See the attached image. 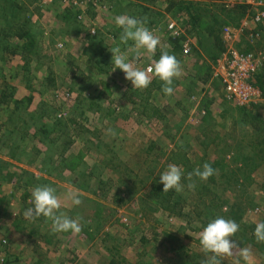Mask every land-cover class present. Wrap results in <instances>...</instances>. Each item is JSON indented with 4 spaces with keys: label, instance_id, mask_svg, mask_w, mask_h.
Wrapping results in <instances>:
<instances>
[{
    "label": "rangeland",
    "instance_id": "obj_1",
    "mask_svg": "<svg viewBox=\"0 0 264 264\" xmlns=\"http://www.w3.org/2000/svg\"><path fill=\"white\" fill-rule=\"evenodd\" d=\"M80 1L93 13H86L87 3ZM176 1L183 2L184 12L172 4ZM253 2L254 15L218 28L225 51L258 57L257 74L264 68V17L257 21L255 16L264 14V0ZM235 3L0 0V98L4 88L13 92L0 101V264L8 259L17 264H201L206 255L199 233L216 217L237 222L240 229L232 239L251 248V264H264L263 251L245 240L247 225L264 219V164L259 176L243 182L242 191L229 187L246 180L235 171L241 165L237 156L245 155L242 149L257 153L262 147L256 139L264 132L263 92L254 85L255 74L248 84L261 94L244 106L229 100L222 83L223 55L211 59L209 36L200 45L203 24L213 16L223 21L221 6L231 9ZM193 5L203 17L200 30L193 23ZM69 10L86 17L67 23ZM121 14L147 18L146 26L160 39L155 54H145L137 67L158 60L162 49L180 61L173 95L157 89L144 93L120 69L113 71L109 49L126 51L132 45L120 43L122 29L114 17ZM21 27L35 42L31 51L22 49L30 39L14 36ZM225 28L234 29V42L225 38ZM170 39H182V47H188L173 53ZM205 73L210 78L204 84ZM151 107L164 120L152 117ZM170 163L184 170L182 193L163 192L159 178ZM205 163L216 166L215 174L206 181L194 177L196 187L189 190L187 173ZM152 184L155 190L149 191ZM39 185L55 188L60 211L81 218L79 234L54 232L43 216L24 218L32 206L31 190ZM72 190L80 193L78 206L64 198ZM162 199L179 203L183 217L166 211ZM235 259L225 257L222 264Z\"/></svg>",
    "mask_w": 264,
    "mask_h": 264
},
{
    "label": "clouds",
    "instance_id": "obj_2",
    "mask_svg": "<svg viewBox=\"0 0 264 264\" xmlns=\"http://www.w3.org/2000/svg\"><path fill=\"white\" fill-rule=\"evenodd\" d=\"M115 25L122 29L120 34V43L132 45L126 51H122L120 46L109 49L112 53L113 71L117 68L125 74V79L130 81L133 88L143 90L149 87L152 79L158 78L163 82L162 91L165 95L174 94L173 81L179 78L182 73L180 61L175 55L169 54L167 50L162 49L158 60L142 69L137 67V62L145 54L152 56L160 45V39L154 35L147 26V18H136L127 14L116 15L114 17ZM131 55V58H130ZM107 79V78H106ZM107 134L115 137L116 133L112 129L107 130ZM208 163L187 173L186 179L189 181L187 188L193 190L196 187L195 179L206 181L215 174ZM184 178V170L176 164H168L165 171L162 172L159 182L163 184V192L175 190L176 193H182L185 185L181 182ZM78 190H72L65 194V199L72 205L78 206L82 203L79 198ZM31 207L24 210L25 219L34 220L41 216L52 222L54 232H71L79 234L82 226L79 217L73 219L65 212L60 211L62 202L57 195L56 189L48 185L35 186L31 190ZM240 225L232 219L216 217L211 220L199 233V242L206 259L201 264H222L225 257H236L234 264H240L241 259L245 264H251L252 250L250 247H241L232 237L239 231ZM254 236L257 242H264V222L255 224Z\"/></svg>",
    "mask_w": 264,
    "mask_h": 264
},
{
    "label": "trees",
    "instance_id": "obj_3",
    "mask_svg": "<svg viewBox=\"0 0 264 264\" xmlns=\"http://www.w3.org/2000/svg\"><path fill=\"white\" fill-rule=\"evenodd\" d=\"M172 4L174 6L179 7L180 10L183 12L186 10V7H184L183 2H181V1L172 2ZM85 6H87V12L86 13H91L92 11H90L91 9H89V8H92V6L89 3H87ZM225 6L226 5L223 4L220 8L221 15L225 16L223 18V21L221 20L220 17H217V16L211 17L210 21L207 20L203 24V29L201 30L202 34L200 33L201 37H202L200 45L201 44L203 45V42L206 41L204 35L209 36V38L214 41L213 42L214 43V50L212 52V55L210 56L212 60L218 59L223 53H225V46H224V42L222 40V31L218 27L226 21L228 23H232V24L237 25L238 23H240L243 20V18L246 15H249V14L254 15V11L252 10V8H253L252 6L242 4L240 2H237V3L233 4L232 6H230V7H232L231 9H226ZM193 8L196 10V16L193 20V23L195 24L196 27H198V30H200L199 27H200V25H202V18L203 17L199 15V10H198V8H196V6L193 5ZM168 9H170V8H168ZM147 10L148 9L144 8L143 13L145 15L148 12ZM249 10H251V11H249ZM69 11H71L70 12L71 14H69L70 16H66V19H65L67 23H69L72 20V17H73V19L77 18V15H79V13H80V11H77V12H73L72 10H69ZM74 20H76V19H74ZM21 29L22 30H19L20 31L19 33L15 32L16 34H14V36L20 41L24 40L25 38L30 39L29 32L23 30L24 28H22V27H21ZM10 32H12V30H10ZM11 35L13 36V34H11ZM7 37L8 36L6 35L5 38H7ZM170 40L172 43L173 53L183 51L182 44H180L182 39H170ZM204 45H205V42H204ZM34 47H35L34 40L30 39L29 41H27L22 46V49L25 52H27L29 50L31 51L32 48H34ZM11 52H13V51H11ZM209 78H210V74L205 73V75L202 78V80L204 81V84L209 81ZM253 82H254V85L256 87H258L263 92V96H264V68H263L262 72H258L256 74ZM162 86H163V82L160 81L158 78L154 77L152 79V83L149 85L148 88L145 89L144 93H146V92L148 93V92L156 90V89L159 91H162ZM2 93H3V95L0 98V101H2V102L7 101V99L9 100V98L12 97V95H13L12 89L7 90L6 88H4V92H2ZM142 95H143V93L140 94V96H142ZM136 98H138V97H136ZM146 106L150 107L149 104H147ZM148 110H150V109L147 108L145 111H148ZM151 110H155L154 113L151 114L152 117H157L159 119H162V117L160 115L158 116L159 110H156L154 107H151ZM162 120H164V119H162ZM256 140L262 141V142H260V144L262 143V147L260 149H258L259 152L257 151V153H256L255 151L253 152V151H248L246 149H242L245 152V155L237 156V161H239L241 163V165L237 166L235 168V171L238 172V174L243 175L246 180H243L242 182H240L239 180H236L235 182L233 181L229 185V187H231L230 189L236 190V188L238 186L240 188V191H242V189L245 185L243 183L244 181H250L254 178V176H259L261 168L264 164V147H263L264 146V132H263V134H260ZM239 147H241V145ZM184 155L187 157V154H184ZM66 164L68 166L70 165V164H68V162H66ZM215 167H216L215 165L212 166L213 169ZM235 176L237 177L236 174H235ZM147 188L149 189V191L155 190L153 184ZM210 192L211 191L208 190L207 194H209ZM116 194H118L117 195L118 197H121V196H119V194H120L119 191L116 192ZM158 201L164 207V209L166 211H169L173 215L183 217V208L176 201H174L172 199H162V200H158ZM253 203L256 204V202H253ZM254 204H253V206H254ZM253 206H251V207H253ZM257 222H264V219L261 220V219L257 218L256 221H254L252 224L247 225L248 227H247V231H246V235H245L246 236L245 240H246V243L248 245L257 244L259 249L262 250L264 253V242H257L256 238L254 236L255 224ZM142 240H145V238H143ZM7 263L8 264H12V263L17 264L16 261L15 262L10 261L9 259L6 260L5 264H7ZM112 264H116V263L112 262Z\"/></svg>",
    "mask_w": 264,
    "mask_h": 264
},
{
    "label": "built area",
    "instance_id": "obj_4",
    "mask_svg": "<svg viewBox=\"0 0 264 264\" xmlns=\"http://www.w3.org/2000/svg\"><path fill=\"white\" fill-rule=\"evenodd\" d=\"M255 0H247V5L249 6H255V3L253 2ZM97 2V1H94ZM93 2V5H94ZM82 5H84L87 2L80 1ZM260 1H258V4ZM77 4V2H76ZM97 4V3H95ZM86 16L84 13L80 12L79 15H77L78 20L84 19ZM255 20L260 21L262 17H264V14H256ZM174 25H170V29H173ZM225 31L227 35L225 36L228 41L235 40V31L234 29L225 28ZM175 35L180 36L178 31L174 32ZM92 34L96 35V29H92ZM188 46H183V51ZM227 51V52H226ZM223 53V74H222V83L225 86V89L227 91V96L229 100L236 101L239 105L244 106L245 103H247L250 100V97L253 95L261 94L260 91L255 88L251 83L248 84L249 79L254 76L260 66V62L258 57L254 53H240L237 52V50L233 48H229ZM227 57H230V59H227ZM247 82V84H245Z\"/></svg>",
    "mask_w": 264,
    "mask_h": 264
},
{
    "label": "crops",
    "instance_id": "obj_5",
    "mask_svg": "<svg viewBox=\"0 0 264 264\" xmlns=\"http://www.w3.org/2000/svg\"><path fill=\"white\" fill-rule=\"evenodd\" d=\"M230 1H232V2H235V1L240 2V0H230Z\"/></svg>",
    "mask_w": 264,
    "mask_h": 264
}]
</instances>
